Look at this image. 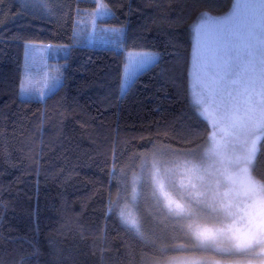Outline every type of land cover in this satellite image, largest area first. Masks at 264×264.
<instances>
[{"label": "trees", "instance_id": "16d2710c", "mask_svg": "<svg viewBox=\"0 0 264 264\" xmlns=\"http://www.w3.org/2000/svg\"><path fill=\"white\" fill-rule=\"evenodd\" d=\"M66 2L96 7L93 0ZM105 2L116 9V18L100 20L126 28V50L120 55L110 51L113 45H95L89 38L73 43L69 24L24 15L18 0H0V256L11 260L18 253L31 252L30 244L39 255L26 264H159L178 254L215 259L245 256L188 250L190 240L176 222L157 217L146 183L138 204L145 238L108 212L109 194L113 202L120 189L112 176L113 152L117 167H123L128 158L132 163L134 154L150 153L153 144L177 149L197 145L158 131L175 115L188 111L183 71L179 81L164 71L171 61L167 53L175 51L170 47L176 43L174 36L182 37V48L188 51L184 25L173 23L183 0ZM164 5L171 9L167 19ZM19 34L45 44H73L66 81L44 97L20 95L16 80L24 49L10 39ZM141 51H160L165 56L142 71L121 97L115 69L128 53ZM49 60L55 68L63 66L64 53L50 55ZM107 71L112 72L110 77ZM137 164L138 160L132 171Z\"/></svg>", "mask_w": 264, "mask_h": 264}, {"label": "snow or ice", "instance_id": "6c2138e0", "mask_svg": "<svg viewBox=\"0 0 264 264\" xmlns=\"http://www.w3.org/2000/svg\"><path fill=\"white\" fill-rule=\"evenodd\" d=\"M93 2L96 7L81 8L79 2L73 7L66 0H20L24 15L69 24L73 43L87 35L113 45L110 51L122 54L126 50V28L100 20L115 19L116 9L105 0ZM226 7L232 10L212 16L213 10L221 12ZM170 12L164 5V18ZM173 23L184 25L188 51L182 48V37L174 36L176 43L170 47L175 51L167 53L171 61L164 71L173 81H179L183 71V95L189 103L183 129L177 134L183 142L197 146L177 149L153 144L150 153L134 154L132 163L125 167H117L118 156L113 152L112 176L120 178L121 192L126 194L125 169L131 170L138 160L140 175L133 173L132 199H137L136 185L146 173L157 217L163 215L176 222L190 240L188 250L240 254L264 264V0L237 4L228 0L227 5L224 0H183ZM10 39L18 40L24 49L21 74L16 80L21 95L31 91L33 74L49 67L43 53L56 57L64 53L65 64L57 65L53 89L66 81L64 73L73 44H45L26 34ZM164 56L160 51L128 53L115 69L119 95L123 97L125 90L138 82L139 74L161 62ZM105 75L110 77L112 72ZM112 205L109 194V213ZM120 217L130 230L145 238L144 225L138 218L125 211L120 212ZM238 220L246 221L244 234H238L234 227ZM30 246L31 252L18 253L11 260L0 256V264H26L39 255V249L34 244ZM183 264L210 262L193 258Z\"/></svg>", "mask_w": 264, "mask_h": 264}, {"label": "rangeland", "instance_id": "374dc122", "mask_svg": "<svg viewBox=\"0 0 264 264\" xmlns=\"http://www.w3.org/2000/svg\"><path fill=\"white\" fill-rule=\"evenodd\" d=\"M18 1L20 2V0H18ZM237 3H243V0H232V4H237ZM81 8H83V7H81ZM231 10H232L231 7H229V9L226 12L221 13V14H212V16L216 17V16L225 15V14H227V12H230ZM89 31H90V29H89ZM81 38L87 40L88 36L84 35ZM90 40L93 41L95 45H104L105 46L104 43H101L98 40H92V39H90ZM43 55L46 56L45 62L49 67L47 69H45L43 72H35L33 74L31 82L29 84L31 91L27 95H21L20 94L22 97H44L46 94H48L54 90L52 87L53 78L58 75L56 68H55L56 66H55V63L53 64L49 60L50 55H48L47 53H43ZM54 57H56V56H54ZM188 89H189V92L192 91V82L190 79L188 81ZM184 122H185L184 116L179 115V114L175 115L170 121L163 124V126H161L158 129V131L159 132H168V133H171L174 135H178L177 133H179L183 129ZM128 160H129V158L127 159V162L124 163L123 167H125V165L131 164L130 161H128ZM137 165L138 166L134 171H132V168H131V170H129L127 168L125 169L127 172L128 192L126 194L121 192V183H120L119 184L120 189L118 191V193H120V196L118 197V195H117V197L113 201V205H112V209H111V211L114 212L119 217L121 223L128 228H130V227L127 224L122 222V219L120 217V212L125 211L126 213H130L133 217L138 218L140 220V212L138 210V204H139V201L142 199L141 187L144 183H146V185L149 187V189H150L149 193H150V196L152 197V188H151V185L148 181L147 174L145 173L143 176V179L141 181H139L136 185L137 199L136 200L132 199L133 173H135L137 176L140 175L139 164H137ZM116 179H118V182H120L119 177H116ZM140 222H141V220H140ZM245 224H246V221H244V220H238L235 223L234 227H235L238 234H244ZM223 254H227V253H223ZM193 258L199 259V260L209 261L210 264H216V262H218V264H247V262L249 260L252 261V264H259L258 259L254 258V257H250V256H237L233 259H215V258H208L205 256H199L196 254H178V255H175V256L169 258L168 260H166L162 263H159V264H183L184 261L189 260V259H193Z\"/></svg>", "mask_w": 264, "mask_h": 264}]
</instances>
